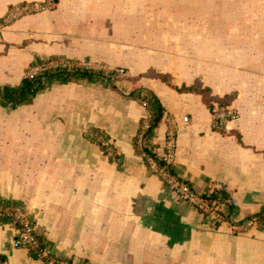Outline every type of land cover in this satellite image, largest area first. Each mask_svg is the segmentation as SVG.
<instances>
[{"label": "crops", "instance_id": "obj_1", "mask_svg": "<svg viewBox=\"0 0 264 264\" xmlns=\"http://www.w3.org/2000/svg\"><path fill=\"white\" fill-rule=\"evenodd\" d=\"M0 0V17L13 3ZM41 1V0H36ZM50 10L0 26V85L18 86L42 59H89L125 78L50 83L28 104L0 105V199L16 202L56 254L89 264H264V226L235 232L175 198L147 167L135 134L155 95L164 108L149 138L160 153L165 116L177 121L173 170L196 190L223 183L239 222L264 205V1L52 0ZM238 112L211 127L209 103ZM187 117L184 122L183 117ZM100 130L122 159L89 136ZM5 264H44L12 244Z\"/></svg>", "mask_w": 264, "mask_h": 264}, {"label": "built area", "instance_id": "obj_2", "mask_svg": "<svg viewBox=\"0 0 264 264\" xmlns=\"http://www.w3.org/2000/svg\"><path fill=\"white\" fill-rule=\"evenodd\" d=\"M53 7L54 2L52 0H34L13 3L0 17V26L11 24L26 15L44 12ZM59 68L67 71L78 69L92 72L108 83H114L116 76L126 74L123 67H111L94 60L49 58L47 59V62L41 64V66L39 64V69L37 71L32 73L24 72L23 77H33L46 70ZM141 103L144 106L146 105V101L144 100L141 101ZM209 112L211 127L214 130L224 129L228 122L233 121L238 117V112L234 107L230 105H221L217 101L211 103L209 106ZM149 117L150 113L147 111L146 115L140 122L135 134L136 148L140 152L148 169L160 179L162 184L174 194L176 199L188 203L213 225L229 222L235 232L246 231L252 226H264L260 225L253 218H244L239 222L232 221V218H230V212L222 207L220 199L224 192L222 182H207L204 189L198 191L185 178L176 174L173 170V163L176 150L177 121L172 116H165L163 148L160 153H156L153 151L149 138L145 134L149 125ZM187 119L188 118L185 116L182 120L186 122ZM88 134L99 145L102 153L107 158L118 164L122 163V159L116 153L111 140L104 132L92 129ZM144 148L150 149L155 156L152 157L148 155ZM3 219H8V223L14 227V236L12 240L13 246L26 249L44 264H89L60 256L55 253L50 245L42 242L35 231V224L32 218L21 205L0 202V223H2ZM0 264H5V261L2 258H0Z\"/></svg>", "mask_w": 264, "mask_h": 264}, {"label": "trees", "instance_id": "obj_3", "mask_svg": "<svg viewBox=\"0 0 264 264\" xmlns=\"http://www.w3.org/2000/svg\"><path fill=\"white\" fill-rule=\"evenodd\" d=\"M42 61V60H40ZM37 61V62H40ZM34 62L31 65L37 63ZM71 78H88V79H96L99 76L92 72H87L83 70H72L67 71L65 69H51L46 70L41 74H38L33 77H22L21 83L18 86H10V85H0V105L7 108H14L19 105L28 104L35 94L43 89H45L50 83L53 82H65ZM184 90H200L204 95V100L209 103V106L212 102L208 98L206 91L204 89H199L198 87H182ZM132 95H135L140 101H146L147 111L150 113L149 117V125L145 131V134L148 138H151L154 133V128L159 124L162 115L164 113V108L161 105L159 99L153 94H142L140 91L132 92ZM221 105H226L224 101H217ZM135 143V141H134ZM136 147V143H135ZM137 149V148H136ZM146 153L152 157L155 154L147 148H144ZM2 203H14L16 202H8L6 200L0 199ZM233 211V207H229V212ZM248 218L255 219L260 225H264V205L259 209L258 212L250 215ZM3 222H9L8 219H3ZM41 240V238H40ZM42 241V240H41ZM43 242V241H42Z\"/></svg>", "mask_w": 264, "mask_h": 264}, {"label": "rangeland", "instance_id": "obj_4", "mask_svg": "<svg viewBox=\"0 0 264 264\" xmlns=\"http://www.w3.org/2000/svg\"><path fill=\"white\" fill-rule=\"evenodd\" d=\"M45 62H47V59H42L41 62H37V63H35V65H33V66H28V67L24 70V72L32 73V72H34V71H37V70L39 69V64H40V66H41V64H43V63H45ZM125 75H126V74H125ZM125 75H118V76H116V77H115V82H116V80H121V79L125 78ZM115 82H114V83H115Z\"/></svg>", "mask_w": 264, "mask_h": 264}]
</instances>
